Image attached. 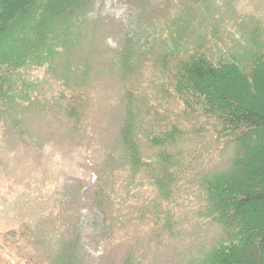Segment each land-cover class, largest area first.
<instances>
[{
  "label": "rangeland",
  "instance_id": "obj_1",
  "mask_svg": "<svg viewBox=\"0 0 264 264\" xmlns=\"http://www.w3.org/2000/svg\"><path fill=\"white\" fill-rule=\"evenodd\" d=\"M91 2L73 28L80 31L73 47L49 72L23 71L31 80L44 78L46 88L25 85L45 94L39 105L14 119L0 113V264H19L22 256L52 264L67 231L80 241L77 264H195L220 230L204 219V176L226 169L235 145L224 132L218 137L217 121L202 118V109L178 102L173 76L193 50L247 70L264 52V0ZM129 37L146 46L133 69L118 58ZM172 42L178 46L163 59L164 72V46ZM71 107L78 109L67 116ZM129 109L149 163L137 171L119 161V131ZM164 120L169 129L181 128L170 151L149 143L168 132ZM163 150L174 158L170 168L157 166L171 182L167 196L150 165Z\"/></svg>",
  "mask_w": 264,
  "mask_h": 264
},
{
  "label": "trees",
  "instance_id": "obj_2",
  "mask_svg": "<svg viewBox=\"0 0 264 264\" xmlns=\"http://www.w3.org/2000/svg\"><path fill=\"white\" fill-rule=\"evenodd\" d=\"M91 4V0H0L1 114L14 119L20 111L39 105L45 94H32L25 85L46 88L44 78L31 80L23 71L46 67L49 72L54 59L62 51L73 47L76 39L74 32L80 35V31L73 28L79 18L87 16ZM131 41L133 39L129 37L118 58L124 68L133 69L138 67L135 60L146 54L143 50L146 46L140 45L136 38L133 43ZM168 46H164L161 62L178 45L172 42ZM194 51H190L187 58L184 55V60H179L176 75L173 76L172 93L186 107L202 109L199 112L202 118L217 121L218 137L224 132L222 137H230L235 148L226 169L204 176L207 202L204 219L214 222L220 230L215 246L208 248L193 262L264 264V52L244 70L235 61L209 59L192 54ZM163 62L161 69L165 72L167 60ZM119 76L121 79L125 77L122 72ZM19 82L23 85L16 90ZM47 88L54 90L52 86ZM55 91L62 93L60 89ZM129 101L138 104L134 97ZM139 107L136 105L133 109ZM77 109L68 108V115L65 114L72 116ZM123 120L118 137L122 145L119 161L126 162L124 165L130 171H137L149 165L142 160L141 144L138 135H135L139 121L132 109L127 114L124 112ZM163 122H166L164 127L167 131L170 122ZM170 128L160 136L150 137L151 146H160L164 150L170 145L175 146L181 128L177 124H172ZM164 150L155 154L157 157L150 165L154 168L155 184L159 185L161 194L167 196L171 182L169 178L165 179L166 174H162L157 166L162 163L170 168L174 158L168 157ZM167 150L170 151L169 148ZM257 206L259 213L253 210ZM101 211L104 213V209ZM107 227L100 230V234L102 231L105 233ZM8 234L10 231L4 236ZM71 234L68 231L65 233L67 240L64 239L51 256L52 264H77L80 241ZM19 264L35 263L22 256Z\"/></svg>",
  "mask_w": 264,
  "mask_h": 264
}]
</instances>
